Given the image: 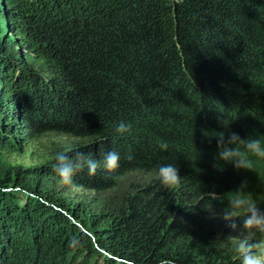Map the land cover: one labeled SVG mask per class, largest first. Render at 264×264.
<instances>
[{
  "label": "trees",
  "instance_id": "obj_1",
  "mask_svg": "<svg viewBox=\"0 0 264 264\" xmlns=\"http://www.w3.org/2000/svg\"><path fill=\"white\" fill-rule=\"evenodd\" d=\"M233 131L264 144V0H0V162L71 139L44 166L0 165V264H240L217 211L244 182L264 211V160L218 161ZM77 151L120 156L73 176L89 203L51 187L56 154Z\"/></svg>",
  "mask_w": 264,
  "mask_h": 264
},
{
  "label": "clouds",
  "instance_id": "obj_2",
  "mask_svg": "<svg viewBox=\"0 0 264 264\" xmlns=\"http://www.w3.org/2000/svg\"><path fill=\"white\" fill-rule=\"evenodd\" d=\"M222 124L224 127L228 126L223 121ZM127 130L123 122L116 129L118 133ZM215 137L217 141L216 159L218 157V161L231 163L238 171L252 170L253 164L249 155L264 160V144L259 139H242L234 131L229 132L227 137L224 132H219ZM241 145H243L244 150L241 149ZM160 147L162 150H167L168 145L165 143L161 144ZM119 161L120 156L114 151L106 153L102 162H98L79 151L75 153L74 158L57 153L53 170L59 177L61 185H70L73 176L85 168H87L90 176H94L101 165L111 173L119 167ZM156 179L163 187L174 188L181 182L179 168L172 164L160 165L156 169ZM246 186V182L242 183L236 194L227 199L228 205L223 210L221 218L229 222V227L235 230L237 225L233 221L238 217H243V227L247 230L248 235L243 239H237L236 252L240 264H264V211L256 203L242 195ZM205 197L209 200L218 199L215 192L204 193L202 199ZM206 208L210 210V206L206 205ZM213 218H215V215ZM257 235L259 237L257 242H251Z\"/></svg>",
  "mask_w": 264,
  "mask_h": 264
},
{
  "label": "rangeland",
  "instance_id": "obj_3",
  "mask_svg": "<svg viewBox=\"0 0 264 264\" xmlns=\"http://www.w3.org/2000/svg\"><path fill=\"white\" fill-rule=\"evenodd\" d=\"M74 141V140H73ZM71 142V139L61 137L55 134H45L31 138L29 141L19 145V151L16 153H3L2 163L0 165H9L11 167L21 166L23 168L41 167L51 162L54 158L56 150ZM52 188L58 197L64 201H69L72 204L90 202L96 193L78 187L61 185L60 183L52 184ZM218 220L221 222L222 231L232 240L237 242V239H243L248 235L247 230L243 227V217L236 218L233 223L237 228L233 230L229 227V222L224 221L221 216L223 210L217 211ZM259 239L253 238L251 242L255 243Z\"/></svg>",
  "mask_w": 264,
  "mask_h": 264
}]
</instances>
